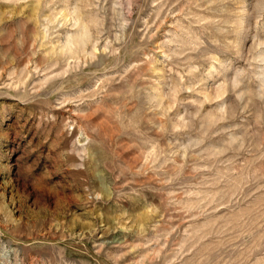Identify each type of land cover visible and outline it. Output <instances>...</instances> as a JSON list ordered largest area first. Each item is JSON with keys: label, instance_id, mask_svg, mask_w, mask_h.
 <instances>
[{"label": "rangeland", "instance_id": "1", "mask_svg": "<svg viewBox=\"0 0 264 264\" xmlns=\"http://www.w3.org/2000/svg\"><path fill=\"white\" fill-rule=\"evenodd\" d=\"M0 264H264V0H0Z\"/></svg>", "mask_w": 264, "mask_h": 264}]
</instances>
